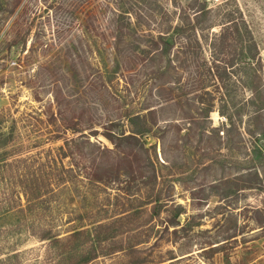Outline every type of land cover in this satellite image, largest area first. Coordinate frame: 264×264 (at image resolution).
<instances>
[{"label":"rangeland","instance_id":"1","mask_svg":"<svg viewBox=\"0 0 264 264\" xmlns=\"http://www.w3.org/2000/svg\"><path fill=\"white\" fill-rule=\"evenodd\" d=\"M103 1L91 0L88 10ZM108 2L110 6L105 11L101 13L100 6H97L95 14L104 29L110 18L115 19L112 6L113 10L122 12L125 22L129 20L131 29L137 30L136 35L156 36L167 32L175 43L168 57L172 68L167 70V75L154 79L150 76V64L145 62L132 67L137 72L127 76L131 83L129 90H125L122 83L118 87L121 95L131 93L133 112L141 110L144 99L146 96L149 99L156 85L168 80L173 84L177 102L186 92L182 101L188 100L190 116L198 119L192 120L189 128L193 149L185 147L183 136L188 125L182 121H177L178 128H170L168 122L159 124L157 136L164 134L162 142L153 137L147 140V146L154 145L157 153L156 190L161 191L163 198L170 197L174 209L169 207L159 219L139 228L148 236L144 237L147 242L140 246L142 258L148 264H264V230L259 229L258 220L264 219V183L263 189L259 190L260 179H254L252 167L260 168V160L256 155H250L252 147L258 148L257 141L264 134V0H222L219 5L210 6L186 0ZM51 3L54 7L61 3L62 10L50 9ZM80 3V0H0V113L3 118L0 130L4 133L11 130L13 137L3 149L2 156L7 159L30 155L38 158L56 156L66 140L77 139L82 134L91 142L98 141L111 148L102 137L103 130L98 123L107 122L108 115H111L113 105L106 94L114 90L108 83L107 92L98 95L90 86L100 72L108 80L106 69L113 67V54L108 51L99 57L91 51L89 53L85 44L79 45L80 25H84L79 12ZM3 14L10 16L1 20ZM186 24L195 29L208 66L213 57L220 69L225 70L223 84L212 76L202 86L208 92L202 102L209 100L210 95L215 107L226 108L223 115L213 111L208 120H204L203 114L198 115L199 109L204 107V104L197 103L200 94L187 92L193 75L186 65L192 58L184 64L180 61L184 59L181 55L177 60L174 58L180 46L189 41L186 34L176 36L174 28ZM222 28L229 29L230 38L226 49L218 52L214 49L213 37ZM87 37L92 47L98 44L97 38ZM50 45H54V51L59 47L62 50L56 57L61 59L56 64L63 70L59 87L65 98L62 105L68 110L65 123L76 124L74 130H63L58 123L55 126L50 124L49 115L56 114L53 87L50 86L54 79L49 75L52 68H47L52 56L48 51ZM81 51L87 53L86 60L90 65L85 82L81 80L86 76L81 72L85 64H78L77 59ZM25 56H29L27 60L32 64L13 66L17 58L22 63ZM244 57L250 59V66H242ZM7 62H12L11 67ZM73 65L78 73L70 72ZM84 87L88 89L87 93ZM73 95L72 99L67 97ZM78 97L82 98L75 101ZM224 99L228 105L222 103ZM170 109L161 120L176 119L178 110L175 107ZM184 110L186 112V108ZM227 118L231 119L232 125ZM119 130L116 128L115 131ZM91 131H98L97 137ZM193 133H196L194 137ZM200 133L203 137L198 144ZM86 149L90 151L91 147L86 146ZM186 150L187 169L182 167L181 154ZM74 160L67 157L62 163L65 167L76 168ZM128 170L127 165L121 168L119 178L113 176L107 187L97 185L78 193L72 189L58 192L47 210L36 211L25 222L21 221L24 226L21 229L16 227L19 220L15 216L0 212V264H78L84 257L82 249L64 251L48 241H40L37 238L40 231L53 227L56 235L65 237V232L71 228H87L97 217L104 215L99 212L101 207H105L109 215L122 206L127 207L149 176ZM259 171L264 182V168ZM246 187H254L257 191ZM142 200L138 196L133 205H139ZM102 201L104 203L100 206L98 202ZM176 205L180 206L181 215L179 225L172 226L170 222L175 220ZM130 233H136V230ZM118 258L120 256L99 257L88 264H114Z\"/></svg>","mask_w":264,"mask_h":264},{"label":"trees","instance_id":"2","mask_svg":"<svg viewBox=\"0 0 264 264\" xmlns=\"http://www.w3.org/2000/svg\"><path fill=\"white\" fill-rule=\"evenodd\" d=\"M80 2L79 12L84 25H80L82 34L81 38L79 37V45L85 44L89 53L91 51L99 57L108 51H111L110 53L113 54V67L111 70L106 69V73L109 75L108 80H105V77H103L100 72L97 74L94 83L90 86L92 88L91 91H96L98 95L107 92L108 83L114 90V92L109 91L106 94L109 99H111V105H113L111 115H108L107 122L98 123L103 130L101 134L102 137L111 144V148L102 146L98 141L91 142L89 137L82 134L77 139L66 140L64 146L57 150L56 156H46V158L40 156L38 158L30 155L28 157L20 156L7 159L4 157L5 155L2 156L4 154L3 149L12 142L13 137L11 130L6 133L0 130V150L2 152L0 154V212L4 215H10L11 217L15 216L19 220L16 227L21 229L24 227L21 221L25 222V220H27L29 216H33L36 211L40 212L41 210H47L48 206H51L50 204L52 203L53 196L57 195L58 192L72 189L78 193L97 185H104L107 187L111 184L113 176L119 178L120 169L125 168L127 165L130 169L128 170L129 172H144L145 176L146 174L149 175L147 181L142 183L143 187L137 190V197L139 196L140 199H143L139 201V205H133V200L135 201V198H137L133 197L131 201H129L130 203L127 207L121 205L123 208L111 215L108 214L105 207H101L99 212H102L104 215H100L97 218V215H92V217L96 219L87 228L83 226L74 227L65 232V234H67L65 237H60L54 233V229L51 227L44 231H40L37 238L40 241H48L52 246H58L64 251L71 248L82 249L84 257L78 264H88L99 257L111 258L116 256H120V258L116 260L118 264H148L146 260L142 258L140 249V246L147 242L144 237L148 236L144 235L142 231L140 232L139 228L147 223H151L153 220L159 219L160 215L166 212L169 207L174 209V204L169 196L168 199H165L162 197L161 191L156 190L158 184L156 173V168L158 166L157 153L154 145L147 146V140L153 137L157 141L162 142L164 134L162 133L159 137L157 136L159 124L168 122L170 128H178V125H176L177 121H182L188 125V129L183 136L185 147L193 149L192 143L190 142L189 128H191L192 120L196 121L198 119H192L190 116L188 100L182 101L184 96H186V92H183L182 98L180 96L181 99L177 102L173 93V84L168 80L165 82L161 81L160 84L156 85L154 93L148 96L152 101H148L149 99L147 100L146 96L144 99V106L141 110L136 113L133 112L131 108L132 99L129 98L131 93L129 92L126 96L121 95L119 93L120 91H118V87H120L122 83L125 90H129V85L131 83H129L127 76L137 72H135L132 67H138L141 64H145V62L150 64V76H153L154 79L167 75V70L171 67V60L168 57L175 44L173 37L168 35L167 32L157 33L156 36H145L143 33L142 35H136L137 30L131 29L129 20L125 22V16L122 12L115 9L114 11L112 6V16L115 19L112 20L110 18L109 24L104 29L100 21L95 17V14L98 12L97 6H100L101 13L110 6L108 0H104L102 3H96V7L92 10H88L89 5L92 4L90 3L91 0H80ZM54 6V3H51L49 8L52 7V9L62 10L61 3L58 4L57 7ZM8 16L10 15H1V20L8 18ZM201 32L202 31H200V33ZM130 33H133V35ZM174 33L176 36L186 34L187 39H189L188 43H185V46H180L174 58L177 60L179 59L178 56L181 55L184 57V59H180L183 64L187 63L189 58H192L186 65V68H190L193 75V78H191V86L187 92L194 91L197 95L200 94L197 103L200 102V104H204V107L199 109L198 115L203 114L204 120H208L209 115L213 111H217L219 115L225 114L226 108L223 107L222 110H220L215 107L214 99L210 95H208L209 100L202 102V97L208 94L202 87L204 81L207 79L211 80L212 76H214L219 83L223 84L225 70L220 69L217 65V60L213 57L209 61L210 66H208L202 54V46L192 26L189 24L182 27L177 26L174 28ZM87 35H90L92 39L93 37L97 38L98 44H94V47H92L91 42L88 41L89 37H87ZM128 38H130L132 42H129ZM229 38V29L222 28L221 31L213 37L215 51L221 52L225 50ZM142 42H144L145 45L144 43L141 45ZM49 48L51 50L48 49V51L51 52L50 54H52V56L48 61L49 66H47V68H52L51 74L49 75L54 81H52L50 86L53 87L51 91L53 102L56 106V114L51 113L49 115L50 124L55 126V124L58 123L59 126L63 127V130H74L73 126L76 124L72 122L65 123L68 110L62 105L65 102V98L59 87V78L63 70L56 64L57 62L60 63L61 59H56V57L62 53V50L61 47H59L54 51V45H50ZM69 56H72V54ZM86 56L87 53L82 54V51L81 55H77V59H79L78 64H85L81 71L84 74L90 69ZM27 59H29V56L23 57V62L20 63L21 59L17 58L13 66L25 67L28 64H32V62L30 63ZM163 63L166 65L163 66ZM7 64L11 67L12 62H7ZM241 64L242 66H250V59L244 57ZM224 65L225 64H223V66ZM73 68L74 69H71L70 72L72 74L74 72L78 73L74 65ZM97 72L99 71L97 70L96 73ZM88 77L89 76L86 74L85 78L81 77V80L85 82ZM74 85L77 86L76 83H74ZM167 86L169 88H166ZM83 89L86 93L88 92V89L85 87ZM135 95H137V92H135ZM67 97L72 99L74 95ZM81 98L82 97H78L75 101ZM127 98H129V102L126 103ZM182 103H184V105ZM222 103L225 105L229 104L225 99ZM174 107L179 112L176 119H168L167 121L160 119L164 113H168L172 110L170 108L174 109ZM184 108H186V112ZM80 118H82V116H80ZM226 121L230 122L232 125L230 118H227ZM2 122L3 118L0 113V125ZM116 128H120V130L115 131ZM91 132L92 135L94 134V137H97L98 131ZM195 134L196 133H193V137ZM202 135V133L199 134L201 138L197 141L198 144L202 142ZM263 139L264 134H262L261 138L257 141L258 148L252 147L250 152V155L254 154L257 156V159L260 160V162L258 161L260 164L258 166H260V168H264V147L260 144L261 141L264 143ZM86 146H90L91 150L88 151ZM187 150L181 153L184 161L182 167L185 169L188 168L187 164L189 160ZM67 157H71L73 160L75 158L77 159L74 160V166H76V168L73 166L65 167L63 165L62 159ZM252 168L254 171V179L258 181L259 178L262 182L260 184L259 181L258 184V189L260 188L259 190H261L263 189L264 182L261 171H259L260 168ZM225 183L227 184V182ZM246 189L257 191L254 187H246ZM228 193L227 191V194ZM106 201H109L108 197ZM98 203L101 206L104 201ZM175 207V220L170 222L172 226L179 225V216L181 215V212L178 211V209H181L180 206L176 205ZM89 214L91 215L92 212ZM141 217H143V219ZM140 219H142L141 222ZM258 220L260 221L259 229L264 230V219ZM134 230H136V233H130ZM262 238L264 237L262 236Z\"/></svg>","mask_w":264,"mask_h":264},{"label":"built area","instance_id":"3","mask_svg":"<svg viewBox=\"0 0 264 264\" xmlns=\"http://www.w3.org/2000/svg\"><path fill=\"white\" fill-rule=\"evenodd\" d=\"M189 3L201 4V5H219L222 0H186Z\"/></svg>","mask_w":264,"mask_h":264},{"label":"water","instance_id":"4","mask_svg":"<svg viewBox=\"0 0 264 264\" xmlns=\"http://www.w3.org/2000/svg\"><path fill=\"white\" fill-rule=\"evenodd\" d=\"M260 144L262 145V147H264V143L261 141Z\"/></svg>","mask_w":264,"mask_h":264}]
</instances>
